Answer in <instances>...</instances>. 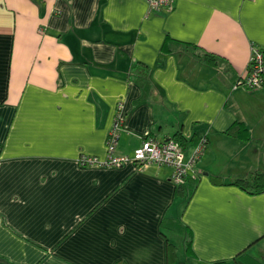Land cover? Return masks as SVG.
I'll return each mask as SVG.
<instances>
[{
	"label": "crops",
	"instance_id": "crops-1",
	"mask_svg": "<svg viewBox=\"0 0 264 264\" xmlns=\"http://www.w3.org/2000/svg\"><path fill=\"white\" fill-rule=\"evenodd\" d=\"M167 39L228 69L175 44L165 51ZM253 45L264 48V0H174L157 11L145 0H0V264H167V241L178 250L184 237L166 219L191 230L192 264L231 262L247 247L263 259L264 193L210 179L264 171L258 143L225 133L241 117L264 140V85L236 83ZM136 61L149 69L146 98ZM118 104L119 155L180 131L187 159L207 137L187 203L170 165H80L81 154L105 157Z\"/></svg>",
	"mask_w": 264,
	"mask_h": 264
},
{
	"label": "trees",
	"instance_id": "trees-1",
	"mask_svg": "<svg viewBox=\"0 0 264 264\" xmlns=\"http://www.w3.org/2000/svg\"><path fill=\"white\" fill-rule=\"evenodd\" d=\"M173 44L178 45L181 49L198 59L199 61L208 64L212 67L221 69L226 71L228 69L227 61L212 52H208L200 47H197L193 44L180 43L177 41H172L167 39L164 43L165 51H172ZM132 72L135 77V80L142 87V98H146L150 88V80H149V69L146 64L141 61H136L132 65ZM241 77L238 78L236 83L240 80ZM226 134L236 137L238 139L244 141H255L258 143L260 149L264 152V140L261 139H253L249 128L246 125L245 121L238 117L235 122L225 131ZM175 140L179 141L183 148H185L186 144L189 140L185 139L180 131H177L173 136ZM192 140V139H191ZM197 143V142H196ZM195 143V144H196ZM200 172L198 175L188 174L184 183L177 184L175 191L178 196L184 197L185 202L187 203L191 198L194 190L197 186L198 176H200ZM212 183L216 185L222 184H230L237 186L241 190L245 191L248 194H259L264 193V171L259 168H253L250 170L248 175L246 176H232L228 181L223 180L219 176H210ZM162 227H166L169 230H173L179 232L184 237V251L183 253L178 252L175 244L171 241H167L166 243V257L167 264H192L188 259L190 256L194 255L192 249V233L191 230L188 229L185 225L181 223V221L169 219L162 221ZM249 247L239 251L230 261L226 259L216 260L212 264H264V258L259 259L252 255L249 251ZM114 264H127L123 259L117 260Z\"/></svg>",
	"mask_w": 264,
	"mask_h": 264
},
{
	"label": "built area",
	"instance_id": "built-area-1",
	"mask_svg": "<svg viewBox=\"0 0 264 264\" xmlns=\"http://www.w3.org/2000/svg\"><path fill=\"white\" fill-rule=\"evenodd\" d=\"M149 11L162 9H171L174 0H145ZM249 90H257L264 85V48L258 45L252 46L251 56L247 71L238 81ZM114 116L112 126L106 138V155L103 158L94 155L81 154L78 157L80 165H99V166H120L126 161H134L139 166L147 165H170L173 167L172 180L174 183H184L188 174H190L195 163L200 158L207 145V137L202 136L194 146L189 158H185V153L179 141L173 137L165 140H159L148 136L133 150L131 155H119L116 153V147L119 139V132L122 129L123 118L119 109Z\"/></svg>",
	"mask_w": 264,
	"mask_h": 264
},
{
	"label": "rangeland",
	"instance_id": "rangeland-1",
	"mask_svg": "<svg viewBox=\"0 0 264 264\" xmlns=\"http://www.w3.org/2000/svg\"><path fill=\"white\" fill-rule=\"evenodd\" d=\"M252 91V90H251ZM179 238H181V237H183V235L181 234V235H177ZM174 244V243H173ZM177 244V243H176ZM178 251H181L182 253H183V246H182V244H181V242H178ZM259 246L264 250V239L262 240V242H260L259 243ZM253 249H255V248H253ZM252 251V250H251ZM180 255H181V253H180Z\"/></svg>",
	"mask_w": 264,
	"mask_h": 264
}]
</instances>
